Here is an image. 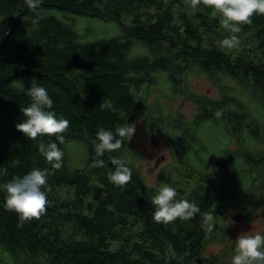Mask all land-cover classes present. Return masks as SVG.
I'll use <instances>...</instances> for the list:
<instances>
[{
  "label": "trees",
  "instance_id": "16d2710c",
  "mask_svg": "<svg viewBox=\"0 0 264 264\" xmlns=\"http://www.w3.org/2000/svg\"><path fill=\"white\" fill-rule=\"evenodd\" d=\"M40 11L43 18L33 23L27 0H0V183L34 167L49 169L48 203L39 217L21 221L0 192V264L205 263L223 211L216 210L214 224L210 212L237 199V188L249 187L264 167L258 147L264 146V14L243 24L238 45L227 49L221 13L203 3L193 8L191 0H41ZM68 18L115 23L121 34L86 41ZM193 77L210 81L221 97L189 92ZM34 78L48 90L57 117L69 122L64 142L57 141L65 153L60 169L38 151L54 136L31 140L16 127ZM159 83L167 98L193 101L201 113L190 122L150 104ZM139 119L149 133L165 136L177 178H162L160 186L198 206L191 218L153 219L150 197L158 186L145 184L128 137L120 149L96 155L100 127ZM71 142L86 149L82 168L68 155ZM117 157L133 169L120 187L107 179Z\"/></svg>",
  "mask_w": 264,
  "mask_h": 264
},
{
  "label": "clouds",
  "instance_id": "9594fccd",
  "mask_svg": "<svg viewBox=\"0 0 264 264\" xmlns=\"http://www.w3.org/2000/svg\"><path fill=\"white\" fill-rule=\"evenodd\" d=\"M27 3L34 13L33 23H38L43 18L40 11L41 0H27ZM201 3L221 13L222 26L229 33L221 41V45L227 49L238 45L237 34L242 31L243 24L250 22L254 14H264V0H191L193 8ZM26 94L31 100L28 105L21 106L25 119L16 127L31 140L40 136H54L48 143H39L38 151L52 168L60 169L65 153L57 141L64 142V137L60 134L67 129L69 122L57 117L48 90L35 78ZM135 132V123H127L114 130L100 127L94 143L96 155L102 157L106 152L120 149L123 139L133 137ZM18 163L19 161H13L14 166ZM98 163L102 164L103 161ZM112 164L114 167L108 173V181L114 186H125L132 179L133 169L124 157L113 159ZM48 175L49 169L34 167L22 176L0 183V192L5 194L4 207L16 212L21 221L39 217L48 203ZM150 200L154 206L152 214L156 222L168 223L177 218L186 220L199 211L195 203L179 199L177 189L169 185L156 187ZM231 264H264V232L240 234L235 240V254L231 258Z\"/></svg>",
  "mask_w": 264,
  "mask_h": 264
},
{
  "label": "rangeland",
  "instance_id": "374dc122",
  "mask_svg": "<svg viewBox=\"0 0 264 264\" xmlns=\"http://www.w3.org/2000/svg\"><path fill=\"white\" fill-rule=\"evenodd\" d=\"M69 19L68 21L73 26L82 30L81 33L86 41L103 38L110 39L118 37L121 34L118 25L115 23L92 18ZM160 86L161 84L159 83L157 89H155L149 98L150 104L154 105L158 103L162 111L171 113L174 116L183 115L190 122L201 113V108L193 101H185L183 98L177 100L167 98L160 92ZM187 89L198 98L210 96L211 98L219 99L221 97L220 91L204 77L191 78ZM260 119L264 125V118L261 117ZM135 124L136 132L133 137H128V139L131 144L132 160L136 168L143 175L145 184L155 187L161 185L162 178L169 176H173L174 179L177 178L173 173V170L177 168L176 159L172 154L170 146L167 144L165 136L161 132L158 134L146 131L144 119H139ZM69 146H71L68 152L70 159L75 166L82 168L86 163V149L82 144L77 142H71ZM258 147L260 149L264 148L262 145H258ZM229 148L233 151H237L239 148L234 139H230ZM180 171L182 170L180 169ZM254 174L258 176L260 182H264V167L257 169ZM263 196L264 189L262 191L256 189V192H251L245 197L239 196V199L234 200V202L232 201L231 204L229 203L231 198L227 199L215 208L217 210L220 207L223 211L220 214L221 220L219 221L222 230L218 232L215 240L205 250V259L211 258L210 254L214 253L219 258V264H231V258L235 254V240L240 234L244 232H248L249 234L257 231L264 232V212L260 210V207H264L260 202ZM240 213L249 215L248 221L244 225L233 219L234 214ZM210 216L211 218L214 217L215 212L211 211ZM237 225H239V228ZM118 245V243H114L113 249Z\"/></svg>",
  "mask_w": 264,
  "mask_h": 264
},
{
  "label": "flooded vegetation",
  "instance_id": "af4514ba",
  "mask_svg": "<svg viewBox=\"0 0 264 264\" xmlns=\"http://www.w3.org/2000/svg\"><path fill=\"white\" fill-rule=\"evenodd\" d=\"M257 171V170H256ZM255 171V172H256ZM254 172V173H255ZM253 173V175H252V183H251V185H249V187H250V189H249V187H245V186H239L237 189V192L240 194L239 196H241V197H245V196H247L246 194H250L251 192H256V189H258L259 191H262L263 189H264V182H260L259 181V178H258V176L257 175H255ZM249 190V191H248ZM239 196L237 197V199H239ZM230 199V198H229ZM236 198H235V200H237ZM234 202V200H233V197H231V199L229 200V203L231 204V202ZM260 202H261V205H264V196L262 197V201L260 200ZM260 210H261V212H264V207H260ZM234 215H239V216H242V222L241 223H243V225L245 224V223H247V221H248V218H249V215L248 214H246V213H240V214H234ZM233 215V216H234ZM259 217V216H258ZM212 222H213V224L215 223V216L214 217H212ZM237 227L239 228V225H237ZM221 230H222V227L220 228ZM220 230V231H221ZM264 231V230H263ZM219 232V231H218ZM218 232H217V234H218ZM208 247V246H207ZM210 257L211 258H207L206 259V261H205V263H203V261L201 262V264L203 263V264H219L220 263V261H219V258L218 257H216V254H214V253H211L210 254Z\"/></svg>",
  "mask_w": 264,
  "mask_h": 264
},
{
  "label": "water",
  "instance_id": "95a60500",
  "mask_svg": "<svg viewBox=\"0 0 264 264\" xmlns=\"http://www.w3.org/2000/svg\"><path fill=\"white\" fill-rule=\"evenodd\" d=\"M233 219H234L235 221L242 222V216L234 215V216H233Z\"/></svg>",
  "mask_w": 264,
  "mask_h": 264
}]
</instances>
